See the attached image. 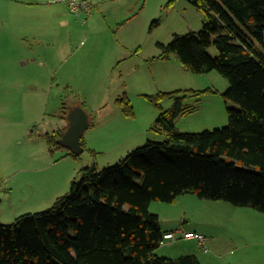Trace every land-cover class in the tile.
Returning <instances> with one entry per match:
<instances>
[{"label":"rangeland","instance_id":"rangeland-1","mask_svg":"<svg viewBox=\"0 0 264 264\" xmlns=\"http://www.w3.org/2000/svg\"><path fill=\"white\" fill-rule=\"evenodd\" d=\"M55 2L0 0V224L49 207L71 181L79 180L82 168L101 169L147 140L162 141L163 135L151 130L160 111L145 95L210 89L185 99L183 106L190 112L174 119L181 132L221 128L227 123L226 108L236 106L222 96L228 82L216 70L196 74L174 57L153 58L159 53L157 43L201 28L204 15L190 2L93 0L90 15L66 10L69 25H48L40 43L36 36L45 21L38 12ZM46 40L50 43L42 44ZM207 51L217 53L214 45ZM122 93L132 115L114 104ZM62 102L70 109L80 106L89 117L83 150L75 157L65 155L70 152L66 145L50 150L44 137L66 124L58 118ZM173 102L166 98L160 104L166 110ZM148 209L175 235L159 244L157 255L176 258L195 245L199 248L197 241L178 233L184 228L205 234L207 240L219 235L226 239L223 253L209 240L206 251L197 248L201 264L264 263V212L195 193L182 194L174 203L151 201ZM254 249L262 253L260 258L248 255Z\"/></svg>","mask_w":264,"mask_h":264},{"label":"trees","instance_id":"trees-1","mask_svg":"<svg viewBox=\"0 0 264 264\" xmlns=\"http://www.w3.org/2000/svg\"><path fill=\"white\" fill-rule=\"evenodd\" d=\"M186 1L203 13L201 28L157 43L153 58L174 57L184 70L223 76L228 87L222 96L236 105L226 108V125L201 132L174 125L190 112L185 99L210 89L145 95L160 111L151 130L163 140H147L101 169L82 168L49 207L0 224V264H201L194 254L155 253L164 232L148 209L151 201L174 203L195 193L264 212V0ZM166 98L174 102L163 110ZM114 104L133 114L125 93ZM69 109L62 102L58 118L66 121ZM66 127L67 121L44 134L50 150L64 146L56 140ZM65 155L76 156L68 149Z\"/></svg>","mask_w":264,"mask_h":264},{"label":"crops","instance_id":"crops-1","mask_svg":"<svg viewBox=\"0 0 264 264\" xmlns=\"http://www.w3.org/2000/svg\"><path fill=\"white\" fill-rule=\"evenodd\" d=\"M55 3H57V4H54L53 3V5H50V6H48V7H46V8H44L43 9V11H40V12H38V19L40 20V21H42V22H44L45 21V23H41V24H39L40 25V28H41V34H39L40 36H36V39H37V41H39L40 43H41V39H44V38H46V33H43V31H44V29L48 26V25H50L52 28H55V27H61V26H66V25H69V21L67 20V14H66V10H68L67 9V4H66V2L65 1H56ZM50 13V16L52 17V20L49 18V16H48V14L47 13ZM50 42L48 41V40H46V42H43L42 44H49ZM33 52H35L36 54H37V51L36 50H33ZM89 118V117H88ZM88 121H89V119H88ZM160 227H161V225H160ZM161 229H162V231L164 232V233H166V232H170V233H172V234H174V231H171V230H169V229H163L162 227H161ZM182 229H184V228H178L177 230H178V233L180 234V231L182 230ZM186 230V229H185ZM187 231V230H186ZM192 231H197V230H192ZM197 232H199V231H197ZM205 235V234H204ZM206 236V235H205ZM174 239V238H173ZM173 239H163L162 241H161V243H164V242H167V241H169V240H173ZM186 240H190V239H186ZM209 240V242L211 243L212 241H214V244H213V249L216 251V252H219V253H223L224 251H222L221 250V242L222 241H226V239H224L222 236H217L216 238H214V239H212V240H210V239H208ZM207 240V241H208ZM206 241V242H207ZM217 241H219L220 242V244H217L216 242ZM160 243V244H161ZM197 246H199V244L197 245ZM205 246H206V243H205ZM198 247H196V245H195V247H194V249H195V251H194V249H192V250H190L191 248H189V250H188V252H185V253H187V254H194L195 256H197V258H198V260L200 261V263H202L201 262V258H200V256H199V254L196 252V249H197ZM200 248V247H199ZM198 248V249H199ZM201 249V248H200ZM206 249H207V247H206ZM256 249H254L253 251H249L250 253H248V255H251L250 256V258L251 259H253L256 255L258 256V258H260V256L262 255V253H260L259 251H255ZM225 252L226 253H228L229 255H232L233 253L231 252V250H229V249H225ZM246 252V251H245ZM245 252H243L244 254H246ZM183 255H186V254H183ZM246 257H247V255H246ZM263 258H261V261H263L262 260ZM256 263H261V262H256ZM255 263V264H256Z\"/></svg>","mask_w":264,"mask_h":264},{"label":"water","instance_id":"water-1","mask_svg":"<svg viewBox=\"0 0 264 264\" xmlns=\"http://www.w3.org/2000/svg\"><path fill=\"white\" fill-rule=\"evenodd\" d=\"M66 121L67 127L57 142L66 145L72 154L78 155L83 150L81 137L89 125L88 115L83 108L76 106L67 112Z\"/></svg>","mask_w":264,"mask_h":264},{"label":"built area","instance_id":"built-area-1","mask_svg":"<svg viewBox=\"0 0 264 264\" xmlns=\"http://www.w3.org/2000/svg\"><path fill=\"white\" fill-rule=\"evenodd\" d=\"M52 1H65L67 4V9L69 12L73 14H79V13H86L88 15L91 14V1L90 0H52ZM180 234H182V237L185 239L195 240L203 249L206 251L205 243L207 241V237L200 232L192 231V230H181ZM175 238V235L166 232L163 234V239H173Z\"/></svg>","mask_w":264,"mask_h":264},{"label":"clouds","instance_id":"clouds-1","mask_svg":"<svg viewBox=\"0 0 264 264\" xmlns=\"http://www.w3.org/2000/svg\"><path fill=\"white\" fill-rule=\"evenodd\" d=\"M162 237H163V235H162ZM162 240H163V238H162Z\"/></svg>","mask_w":264,"mask_h":264}]
</instances>
